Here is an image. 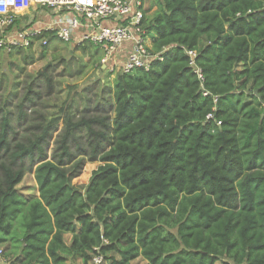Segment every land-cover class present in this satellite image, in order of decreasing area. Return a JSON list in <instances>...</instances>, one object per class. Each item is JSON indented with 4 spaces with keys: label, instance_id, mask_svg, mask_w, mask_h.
Segmentation results:
<instances>
[{
    "label": "trees",
    "instance_id": "obj_1",
    "mask_svg": "<svg viewBox=\"0 0 264 264\" xmlns=\"http://www.w3.org/2000/svg\"><path fill=\"white\" fill-rule=\"evenodd\" d=\"M153 3L141 24L156 57L114 77L112 118L63 103L22 142L0 113V264H264V0Z\"/></svg>",
    "mask_w": 264,
    "mask_h": 264
},
{
    "label": "rangeland",
    "instance_id": "obj_2",
    "mask_svg": "<svg viewBox=\"0 0 264 264\" xmlns=\"http://www.w3.org/2000/svg\"><path fill=\"white\" fill-rule=\"evenodd\" d=\"M153 2L154 0L144 1L146 11L148 9L146 16L154 11V7H151ZM32 16L35 21L42 22L36 28L43 30L47 22L44 19L42 21L35 12L31 14ZM26 25L27 22L22 20L15 26V30L20 31L24 28L33 30L28 29ZM16 49L7 51L0 48V113H9L11 139L23 142L31 138L33 136L31 126L36 124L34 119L39 114L46 115L56 111L63 103L70 104L75 119L84 115L82 113L84 111H87L86 118L103 115L112 118V83L120 72V63L115 66L111 64L103 66L99 59L101 53H95L89 48L82 50L79 45L59 40L50 42L44 57L40 56L41 47L36 43L28 49ZM43 72L50 78V83L40 75ZM28 88L31 89L29 96L34 105L25 107V119L18 120L16 107ZM62 127V121H59L57 130L52 133L48 145L44 146L47 159H50L54 151L55 141ZM99 165L100 163L96 161L84 162L72 184L84 186L91 172ZM35 187L32 171L24 176L17 188L20 194L27 196L36 191ZM75 264L81 262L76 261ZM137 264H144V261L139 260Z\"/></svg>",
    "mask_w": 264,
    "mask_h": 264
},
{
    "label": "built area",
    "instance_id": "obj_3",
    "mask_svg": "<svg viewBox=\"0 0 264 264\" xmlns=\"http://www.w3.org/2000/svg\"><path fill=\"white\" fill-rule=\"evenodd\" d=\"M19 2L25 4L21 14L17 13ZM34 12L41 20L44 12L53 14L43 30L54 33L55 40L74 45L90 42L97 47L103 66L120 63L121 72L127 73L135 68L147 69L150 60L156 57L149 54L148 38L143 35L144 0H0V48L9 51L26 49L31 43L50 44L47 38L33 41V36L42 31L36 28L42 22L31 17ZM25 15L29 16L26 26L33 30H15L16 21L20 22ZM105 21L110 23L106 25ZM125 45L130 48L124 60L119 62ZM188 55L192 59L195 53L188 52ZM203 95L207 94L204 92ZM100 263L101 257L95 254L88 264Z\"/></svg>",
    "mask_w": 264,
    "mask_h": 264
},
{
    "label": "crops",
    "instance_id": "obj_4",
    "mask_svg": "<svg viewBox=\"0 0 264 264\" xmlns=\"http://www.w3.org/2000/svg\"><path fill=\"white\" fill-rule=\"evenodd\" d=\"M145 1V0H144ZM148 10V9H147ZM150 10V9H149ZM144 11H146V6H145V3H144ZM148 12V11H147ZM26 16V15H25ZM22 17V20L23 21H28V19H29V16H26V17ZM53 16V14H48L47 12H44V20H45V22H48V19H49V17H52ZM54 17V16H53ZM21 20V21H22ZM104 24H106V25H108L110 22H108V21H105V22H103ZM46 24V23H45ZM75 40V39H74ZM149 43V42H148ZM130 47H129V45H125V46H123L122 47V49H121V52H120V55H119V57H120V59H119V62H120V60L121 61H123L124 60V57H125V55H126V53L128 52V49H129ZM69 240H70V235L69 234H67V235H65V241L68 243L69 242Z\"/></svg>",
    "mask_w": 264,
    "mask_h": 264
},
{
    "label": "bare ground",
    "instance_id": "obj_5",
    "mask_svg": "<svg viewBox=\"0 0 264 264\" xmlns=\"http://www.w3.org/2000/svg\"><path fill=\"white\" fill-rule=\"evenodd\" d=\"M25 11V4L24 2H19L17 6V13L21 14Z\"/></svg>",
    "mask_w": 264,
    "mask_h": 264
}]
</instances>
